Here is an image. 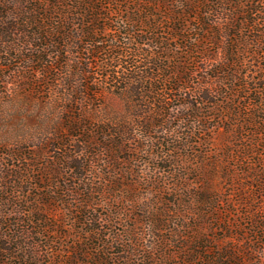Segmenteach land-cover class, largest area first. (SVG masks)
<instances>
[{
	"label": "rangeland",
	"instance_id": "374dc122",
	"mask_svg": "<svg viewBox=\"0 0 264 264\" xmlns=\"http://www.w3.org/2000/svg\"><path fill=\"white\" fill-rule=\"evenodd\" d=\"M23 1L0 13L1 263L264 264V5L257 26L225 2L176 3L175 22L156 5L160 44L143 46L152 30L122 23L148 0H103L120 62L35 40ZM124 72L153 79L126 92Z\"/></svg>",
	"mask_w": 264,
	"mask_h": 264
},
{
	"label": "trees",
	"instance_id": "16d2710c",
	"mask_svg": "<svg viewBox=\"0 0 264 264\" xmlns=\"http://www.w3.org/2000/svg\"><path fill=\"white\" fill-rule=\"evenodd\" d=\"M72 1V4L69 2ZM103 0H37L36 4H33V0H24L23 2L26 4H29L30 7L23 8L24 9V17L26 19V23L29 24L31 29L33 30V36L35 40L43 41V40H48L51 35H53L54 38H56L57 41L55 43L58 45L61 44V42H64L66 46H69L70 44L76 45V46H85V51H87L90 55L94 54H104L108 59L110 60H118L120 62H123V58L125 54L123 52L121 53H108L106 49L103 48V45L107 42H110V49H116L119 46L118 44V39L113 37L111 39H105L104 36H107V30L108 27H106V23L103 24V22H108L107 20L110 21L108 17L105 16L103 10L107 8V4H102ZM118 0H111L109 5H114L117 3ZM128 2L134 1L135 0H127ZM220 2H225L229 6H232L229 10L231 13H234V15L231 16L232 21L235 23L236 22H242L243 24H247L248 26H257L260 24L259 19H246L248 15H254L259 12L261 14V11L257 10L255 8L256 5H264V0H259V1H253V3L249 2H244L242 1L238 5L234 7V0H215L211 2L208 0L207 3H204L205 5H209L210 3L214 4H221ZM2 0H0V13L1 12H6L3 7L1 6ZM177 3V6L181 7L182 9H185V11L189 12V9L192 10L193 8V0H148V4L150 5L149 9H143L141 5L136 4V8L134 10V15L136 18L133 17H128L126 21H123V25L129 26L131 28H137L140 27V31L143 33L145 32V29L148 31V29L152 30L154 33V37L148 38V40L144 41V44L141 43L143 46H147L149 44L158 46L160 44V38L157 37V31L159 26H160V18L158 17L157 19V14L154 13V8L156 5L159 6V9H163V7L167 10L170 11V14L168 16L169 21H179L182 15L179 13H176L175 11V4ZM105 5V6H104ZM240 6V7H238ZM241 8V10L239 9ZM242 8H245L242 10ZM146 13H145V12ZM206 15H210V13H206ZM55 17V18H53ZM70 17H74L75 20H70ZM56 19V24L52 23L51 20ZM45 22L46 24H43ZM0 24H3L0 22ZM72 27L76 28L78 30L77 34L72 35ZM10 30L7 31L6 30ZM46 29H49L46 30ZM11 28L10 27H3L0 33L5 35L7 32L11 33ZM183 31V28H173L171 29L172 31ZM207 30V29H206ZM57 35V36H56ZM176 39V37H174ZM72 40H75L72 42ZM126 40L132 42H136V39L133 38L132 35L127 34L126 35ZM4 40H1V44H4L7 46L6 42H3ZM258 45H264V41L262 39H257L256 40ZM42 44V46H41ZM40 45L37 46V50H39V53L41 56L39 57L36 53L34 56H38V58L44 59L45 55L43 47H46L47 45L44 43H41ZM32 45V42L30 40L28 46ZM50 43L48 44V46ZM140 45V44H138ZM135 51V50H134ZM133 50L131 52H128L131 57H137L138 54L134 52ZM140 52V51H139ZM2 53V52H1ZM6 54H8V50L5 51ZM107 53V54H106ZM154 60V59H153ZM153 60L152 61H147V64H150L153 66ZM135 66V64H133ZM162 65H159L158 68H150V70L154 71H161L162 70ZM131 67V66H130ZM167 68H171V65L169 64ZM164 69V68H163ZM124 71V70H123ZM126 72H128V69H126ZM171 75H168L169 79H173V75H178L180 74L179 69L177 68L174 69ZM80 74H82L84 77L88 76L87 71H81ZM126 76V79L129 83H127L124 86V90L126 92L129 91V85L130 83L140 81L141 85L143 83L151 82L153 77L149 76H138V75H130L129 73L126 74L125 72L123 73ZM154 76V75H152ZM234 80L237 79V77L234 75ZM181 80H184V78H181ZM234 80L232 82H234ZM141 88V87H140ZM85 97V96H84ZM83 97V98H84ZM86 98V97H85ZM77 104L80 102L75 100ZM74 101V102H75ZM73 102V101H72ZM253 124V123H252ZM72 128H76L77 126H73ZM73 137H75L74 134H72ZM93 143V142H92ZM122 151L124 149L121 148ZM111 156L116 157L113 153H111ZM74 169H83V166L80 165L79 167L75 166ZM209 197L206 196L205 194L202 195L199 200L200 203H209ZM48 211V209H41V208H35L32 210L34 214L40 215L41 212ZM4 247L1 248L0 252L3 253L4 251H8L10 247L7 246L8 243L4 242ZM6 247V248H5ZM11 251V250H9ZM0 264L1 259H0Z\"/></svg>",
	"mask_w": 264,
	"mask_h": 264
}]
</instances>
